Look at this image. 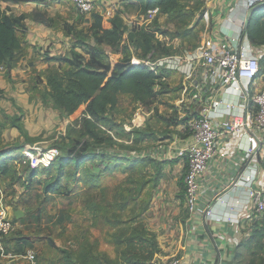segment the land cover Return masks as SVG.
<instances>
[{
  "label": "rangeland",
  "instance_id": "374dc122",
  "mask_svg": "<svg viewBox=\"0 0 264 264\" xmlns=\"http://www.w3.org/2000/svg\"><path fill=\"white\" fill-rule=\"evenodd\" d=\"M42 1L45 11L36 13L46 31L53 36L43 55L47 59L51 54L48 48H57V52L51 54L54 63L51 69H47V74L49 71L69 69L75 61L90 67L96 66L95 61L105 63L111 58L123 57L143 63L150 50L155 54L162 53L159 48L163 45V38L171 41L176 40L177 36L187 37L190 28L189 21L185 19L189 12L186 0L176 3L167 15L158 10L152 15L147 11L130 16L126 18L124 29L116 30V36L111 37L90 28L93 12L111 19L113 13L104 14L111 4L104 6L102 12L96 0L98 7L95 11L80 13L71 0ZM262 11L257 13L254 20L260 17ZM261 22L264 24V19L261 18ZM105 26L112 29L109 23ZM27 29L25 25L23 31ZM146 33L150 34V37L147 35L148 46L146 49L139 48L144 40L142 35ZM178 86L167 85L166 89L169 91ZM171 103L162 102L158 97L153 104L145 107L134 102L129 95L121 94L115 108L105 114L106 118L95 129L96 138L85 134L80 117L72 121L68 119L48 95L33 103L31 114L20 112L22 137L11 139L10 135L5 134L0 141L36 144L43 150L56 147L59 155L78 141H88L92 151L136 155L138 161L137 165L132 163V171L122 160L111 170H102L106 167L105 161L86 158L85 164L79 167L73 164L65 166L58 192H49L45 188L47 183L55 181L57 160L47 168L33 169L22 154H16V162L8 164L10 173L4 177L0 175V201L15 226L14 231L4 239V256L7 258L3 259L7 261L12 254L24 257L27 250H33L36 253L35 264H67L68 258L74 259L81 246L95 242L94 250L102 259L109 260L110 255H116L117 260L110 261L111 264H130V261L122 258L121 254L125 252L126 257L131 255L135 260L147 257V261L152 256L154 262L151 261V264H166L178 246L182 232L180 224L182 222L185 227L187 218L184 171L173 162L176 145H168L175 137H185L183 129L175 128L176 122L181 120H177V117L182 113L192 114L194 109H187L183 104L178 108L179 114L176 110L170 112L169 109L173 107ZM148 111L149 115H145ZM130 130L133 131L134 141L126 143ZM142 138H148L149 143H139L138 139ZM160 146L164 147V152L161 153L163 156L157 158L150 151ZM138 155H145L140 167L141 158ZM98 171L103 175L98 189H88L83 181H77L85 177L84 174H98ZM100 203L101 206L98 205ZM17 211H20V216H16ZM142 232L146 238L140 243L138 240ZM131 237H136L134 239L138 245L127 251L126 244ZM116 238L121 243L118 249L111 242ZM21 259L30 264L25 257ZM252 261L250 264H264V258Z\"/></svg>",
  "mask_w": 264,
  "mask_h": 264
},
{
  "label": "crops",
  "instance_id": "0c3cea01",
  "mask_svg": "<svg viewBox=\"0 0 264 264\" xmlns=\"http://www.w3.org/2000/svg\"><path fill=\"white\" fill-rule=\"evenodd\" d=\"M184 1L185 0H182V2ZM206 1L207 0L185 1L189 4L188 15H185L187 16L185 19L189 21L188 26L190 27L187 32L188 36H181V38L177 36L176 40H171L172 42L170 39L163 38V45L159 48L162 49V53L157 52L155 55L185 57L187 54L195 53L204 38L217 39L226 33L230 36H235L239 29L244 28L246 23H252L253 21L252 14H250V10L247 9V3L250 0H211L209 6V20L206 22L202 17L206 9ZM98 2L101 10L104 6L107 7L108 4H111L110 7L114 6L115 10L112 16L114 17L119 10L123 9L129 0H98ZM180 2L181 0H177V3ZM259 10H261V7L256 11ZM0 11L7 15H23V22L28 26V29L23 33L21 39V50L16 52L11 63L6 64L4 69L0 70V138L8 134L11 136V139H13L18 136L22 137L20 131L22 125L19 124L21 123V120H19L21 119L20 112H30V108L33 109V103L46 95L50 98L48 94L49 87L46 80L47 69L52 68L54 60L51 59L53 56L51 54L57 52V48H55V50L54 46L48 48L51 54H49L50 57H47V59L45 55H43L46 47L53 40V36H50L48 31H46L38 13H36L45 11V4L43 1L27 0L24 2L22 0H0ZM161 14L167 15L164 12ZM179 14L183 16V13ZM118 15L123 17L124 22H126V18H130V16L134 17L135 13L131 12L127 17L120 12ZM258 20L261 21V18ZM178 31L181 32V29ZM189 34L191 35L189 36ZM246 38L248 40L246 43H249V46L252 47V52L260 59L261 76L256 80V87H258L263 84L264 80V44L251 42L247 36ZM230 43L228 42V44ZM186 69L187 66L184 61L178 63L175 68L160 69V74H162L161 85H157L156 89L161 88L162 90L159 95V99L162 102H172L171 104L173 107L169 109L170 112L176 110L178 114L180 113L178 109L180 107L178 105V99L180 98ZM197 78H199V76ZM167 85L179 86L178 88L176 87V89L168 91L166 89ZM193 93L194 90H191V94ZM200 94L201 100L195 99V103H188V109L194 108V112H198L202 105L211 101L212 92L210 88L203 87ZM152 110L153 109L150 111ZM31 113L32 112H30V114ZM144 114L149 115V111ZM180 117L178 116L177 120L181 119ZM185 120V118H182L180 121L176 122V130L181 131L184 129ZM129 132V136H127L125 142L133 143V131L130 130ZM130 135L132 137H130ZM258 135L261 141L260 149H258L252 157H247L241 150V147L245 145L246 142L241 132H236L227 136L220 143L219 154L209 163L208 173L200 181L202 192L195 211L191 213L186 209L187 218L185 220V227L181 222L182 232L179 237L178 246L170 255V258L177 257L180 259L181 264H250V260L257 261L264 258V235L258 236L257 234V232L261 231L260 229L264 227L262 222L260 223L258 220L253 221L249 219L250 213L247 208L245 212H242L240 223L227 221L222 218V215H229L230 207L232 206L235 211H242L241 207L243 208L246 200L247 185L240 181L238 184L234 185V182L237 181L242 174L253 175V184L258 187L264 186V133H258ZM185 139L186 136L184 138L180 136L175 137L168 146L172 147L176 145L174 147L176 149V147L184 143ZM138 142L149 143L148 138L138 139ZM31 145L32 144L28 143H5L4 140L0 141V160L10 156L11 160L8 161L7 164L16 162V159H18L16 154H22L23 151L30 148ZM32 146L37 145L35 144ZM37 147L40 148L39 146ZM163 148L162 146L156 147L154 151L150 152H152L155 157L157 156V158H160L159 156L164 152ZM127 156H129L130 159L136 157V155L131 154ZM144 156L145 155L142 157L139 156V158H143ZM19 159L21 160V158ZM92 160L97 162L105 161L101 160L99 157ZM124 162L128 165L131 164L128 168L132 167L133 161L125 160ZM173 162L185 171L186 163L184 160L175 157ZM143 163L144 160H141L139 167L142 166ZM172 163L168 162V164ZM9 173L8 169V173L6 174ZM98 174L101 175L100 172ZM0 175H3L2 177L6 176L2 173H0ZM220 197L223 201L218 199ZM207 210H210L213 215L210 217L206 216L205 212ZM77 240L79 241V239ZM115 256V254L114 256L110 255V260H115ZM20 257L24 259L21 255L17 256L12 254L11 257L5 261L3 258L7 257L0 255V261L2 264H26V261L22 260ZM129 257L133 258L131 255H129ZM129 257H127L128 259L125 261H130V264H151L150 262L154 260V257L149 256V259L145 261L147 257H144L139 260L141 261L140 263L136 262L137 259L135 260L134 258L132 261L129 260ZM75 258H77V255ZM20 259L21 261H19ZM153 262L154 261H152V263Z\"/></svg>",
  "mask_w": 264,
  "mask_h": 264
},
{
  "label": "built area",
  "instance_id": "2783aa9c",
  "mask_svg": "<svg viewBox=\"0 0 264 264\" xmlns=\"http://www.w3.org/2000/svg\"><path fill=\"white\" fill-rule=\"evenodd\" d=\"M210 1H206V9L202 14L206 22L210 15ZM71 2L80 13H91L98 7L96 0ZM263 2L264 0H250L247 9L250 10L254 4ZM114 10L115 7L112 6L104 14L110 15ZM157 11L156 8L148 12L152 15ZM246 42V35L239 29L235 36L226 33L217 39L204 38L195 53L185 57L157 56L150 52L142 63L160 74V69H172L181 61L185 62L187 69L178 99L180 107L185 104L188 109V103H195V99H200L203 87L210 88L212 92L211 101L202 105L198 112L193 109L192 114L182 113L180 118L186 119L183 129L186 139L174 151V157L186 163L183 174L184 197L185 207L191 213L195 211L202 192L200 181L208 173L209 163L219 154L220 143L224 138L241 132L246 140L241 150L247 157H252L260 149L258 133H264V80L263 84L256 87V80L261 76L260 59ZM3 69L4 66L1 65L0 70ZM191 90H194L193 94ZM22 156L33 169L47 168L57 159L59 150L56 147L43 150L31 146L23 151ZM239 181L247 185L242 211H235L232 206L229 215H222V218L240 223L242 212H245L246 208L250 213L249 219L255 221L263 218L264 186H255L253 175L242 174L234 185ZM218 199L223 201L221 197ZM205 214L208 217L213 215L210 210ZM14 229V223L6 215V209L0 201V255L5 254L4 239ZM24 257L30 264H35L36 253L33 250H27ZM166 264L181 262L177 257H171Z\"/></svg>",
  "mask_w": 264,
  "mask_h": 264
},
{
  "label": "trees",
  "instance_id": "16d2710c",
  "mask_svg": "<svg viewBox=\"0 0 264 264\" xmlns=\"http://www.w3.org/2000/svg\"><path fill=\"white\" fill-rule=\"evenodd\" d=\"M27 1V0H22ZM31 1V0H30ZM38 1V0H32ZM42 1V0H39ZM177 3V0H129V2L119 10L125 17L130 13L142 14L149 10L158 9L164 13H168L169 10ZM264 4L256 3L250 9L252 14V23H246L242 29L251 42L264 44V24L261 23L259 18L264 19ZM261 7V15L257 20H254L257 13L256 8ZM118 13L111 19H107L104 15L98 12H93L92 23L90 28L95 32H103L106 37L116 36V30H123L126 26L123 17ZM23 15L14 16L7 15L0 11V66H6L14 59L17 51L21 49V39L23 37V29L25 24L23 22ZM260 21V22H259ZM106 23L112 26V29L106 27ZM141 32V31H138ZM141 34H143L141 32ZM150 34L146 33L142 44H139V48H145L149 42ZM148 46V45H147ZM151 50L149 51V53ZM96 66H88L82 62H74L69 69H63L60 71H49L47 74V85L49 87L48 94L55 105L59 108L63 114L72 120L80 117L81 124L83 125L85 134L91 135L96 138L95 129L100 127V121L105 119V114L115 108L119 101L121 94L129 95L132 100L141 106H149L153 104L159 95L161 94V88L156 89L157 85H161L162 74H158L150 70L147 66L140 62H135L128 57L121 59H109L107 62L95 61ZM86 142V143H85ZM78 141L67 152L57 157V169L55 181L47 183L46 190L49 192H58L60 176L63 174L65 166L72 165L79 167L85 164V159L100 158L105 160L106 167L109 170L112 169L118 162L131 160L136 164L138 157L130 159L127 155L118 154H103L90 149L88 141ZM9 157H5L0 160V173H8V160ZM56 160L54 162H56ZM141 160H143L141 158ZM126 163V162H125ZM141 163V162H140ZM109 164V166H108ZM127 169L132 171L131 168ZM125 169V167H124ZM85 177L78 179L88 189H98L101 187L100 180L103 175H90L84 174ZM80 187V186H79ZM102 203L98 204L101 206ZM264 225V219L258 220ZM258 231V236L264 235V227ZM142 237L139 236V242L141 243L146 236L142 232ZM114 238V237H113ZM136 237H131V241L126 244L128 249L133 248L136 243ZM118 249L120 241L118 238L111 241ZM53 247L57 248L54 243ZM129 244V245H128ZM97 243H87L86 246L76 252L77 258L67 260V264H111L110 259H102L98 251H95ZM66 252V251H63ZM123 259H128L127 252L122 253ZM76 257V256H75ZM129 260H133L130 258ZM116 261V260H115ZM136 262H140L137 260Z\"/></svg>",
  "mask_w": 264,
  "mask_h": 264
},
{
  "label": "water",
  "instance_id": "95a60500",
  "mask_svg": "<svg viewBox=\"0 0 264 264\" xmlns=\"http://www.w3.org/2000/svg\"><path fill=\"white\" fill-rule=\"evenodd\" d=\"M258 9H259V7L256 8V10H258ZM16 216H20V211H17V212H16Z\"/></svg>",
  "mask_w": 264,
  "mask_h": 264
}]
</instances>
